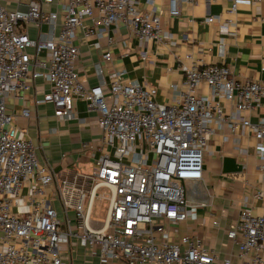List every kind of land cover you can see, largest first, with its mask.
<instances>
[{"label": "built area", "instance_id": "obj_1", "mask_svg": "<svg viewBox=\"0 0 264 264\" xmlns=\"http://www.w3.org/2000/svg\"><path fill=\"white\" fill-rule=\"evenodd\" d=\"M55 1L30 0L16 11L0 3V264H68L77 247L98 264H264V216L247 209L225 231L238 249L236 263L219 260L201 237L171 239L187 221H197L200 205L189 201L185 186L204 183L205 155L212 156L218 134L221 143L232 137L242 155L248 151L240 149L241 139L253 137L264 177V80L240 81L224 65H203L186 54L179 61L185 91L175 105L157 103L155 87L122 83L115 72L106 88L99 65V83L86 87L76 72L79 51L73 45L76 29L90 34L86 19L100 32L123 25L140 46L168 42L170 35L160 17L140 10L137 0H60V19L45 9ZM263 2L249 0L250 6ZM178 5L179 0H169L170 16L179 14ZM236 8L233 3L229 13ZM29 24L38 39H30ZM230 25H221L220 33L227 35ZM102 58L108 63L111 54ZM30 67L32 79L49 85L36 105H52L54 116L63 120L75 118L76 101L95 114L104 152L91 173H55L19 136L6 98L26 88ZM21 116L28 119L30 111L22 109ZM200 193L196 189L194 196ZM18 198L27 206L23 215ZM105 199L103 220L92 219L95 201Z\"/></svg>", "mask_w": 264, "mask_h": 264}, {"label": "crops", "instance_id": "obj_2", "mask_svg": "<svg viewBox=\"0 0 264 264\" xmlns=\"http://www.w3.org/2000/svg\"><path fill=\"white\" fill-rule=\"evenodd\" d=\"M137 1L140 10L154 12L160 17L162 30L170 35V40L140 46L123 25H113L100 32V28L86 19L84 25L90 34L84 36L78 28L73 42L79 51L76 72L86 87L99 83L95 72L99 65L103 69L106 88L110 82L109 74L115 72L120 74L122 83L135 82L155 87L157 103L175 105L185 91L179 61L186 54L203 65L222 64L240 81L264 80V22L261 21L264 2L250 6L249 0H179V14L170 16L169 0ZM29 2L0 0L8 11L24 9ZM233 3L236 4V12L229 13ZM45 9L58 13L59 19L63 15L60 0ZM211 17L216 20L205 23ZM225 22L232 23L227 35L220 33V26ZM45 30L46 26H43L42 31ZM27 32L30 39H38L34 25L29 24ZM106 53L111 54L108 63L102 58ZM33 69L29 68L24 80L26 88L6 98L7 110L14 117L13 125L19 130V136L33 144L40 164L55 173L93 170L96 159L104 152L95 114L87 113L84 103L76 101L75 118L63 120L54 116L52 105H36L35 101L49 92V85L43 79H32ZM201 92L206 93L204 86ZM24 108L30 111L28 119L21 116ZM249 114L251 122H255V113ZM220 137L218 134L215 142L211 143L212 156L205 155L204 183L185 186L189 201L200 205L197 221H187L171 233V239L184 235L201 237L219 260L230 259L236 263L238 249L226 240L225 231L236 224L242 209L249 210L254 216H264V196L257 197L259 192H264V177L252 149L256 142L253 137L241 139L239 147L248 151L246 155L234 148L232 137L226 143H221ZM233 163L243 167L241 173L232 172ZM196 189L201 192L198 197L194 196ZM46 191L50 193L52 189L47 188ZM214 221L218 222L217 227L213 226ZM61 256L68 259L65 253ZM68 264H98V261L85 259L83 249L77 247Z\"/></svg>", "mask_w": 264, "mask_h": 264}, {"label": "rangeland", "instance_id": "obj_3", "mask_svg": "<svg viewBox=\"0 0 264 264\" xmlns=\"http://www.w3.org/2000/svg\"><path fill=\"white\" fill-rule=\"evenodd\" d=\"M83 174L91 173L92 169H86L81 171ZM25 195V193H23ZM15 203L18 207V214L23 215L27 212V206L24 205V202L21 198L15 200ZM108 200H96L93 206L92 219L102 221L107 209ZM172 235V234H171ZM172 238V236H171Z\"/></svg>", "mask_w": 264, "mask_h": 264}, {"label": "water", "instance_id": "obj_4", "mask_svg": "<svg viewBox=\"0 0 264 264\" xmlns=\"http://www.w3.org/2000/svg\"><path fill=\"white\" fill-rule=\"evenodd\" d=\"M242 166L239 165L238 163H233V166H232V172L233 173H241L242 172Z\"/></svg>", "mask_w": 264, "mask_h": 264}]
</instances>
